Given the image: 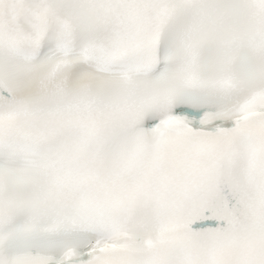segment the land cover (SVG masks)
<instances>
[{
    "label": "snow or ice",
    "instance_id": "snow-or-ice-1",
    "mask_svg": "<svg viewBox=\"0 0 264 264\" xmlns=\"http://www.w3.org/2000/svg\"><path fill=\"white\" fill-rule=\"evenodd\" d=\"M0 264H264V0H0Z\"/></svg>",
    "mask_w": 264,
    "mask_h": 264
}]
</instances>
